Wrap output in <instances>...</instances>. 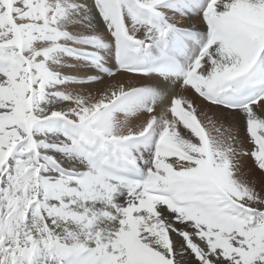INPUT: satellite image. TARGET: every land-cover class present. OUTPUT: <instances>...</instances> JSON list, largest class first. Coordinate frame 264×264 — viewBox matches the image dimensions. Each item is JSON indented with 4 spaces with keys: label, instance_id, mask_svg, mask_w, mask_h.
<instances>
[{
    "label": "snow or ice",
    "instance_id": "1",
    "mask_svg": "<svg viewBox=\"0 0 264 264\" xmlns=\"http://www.w3.org/2000/svg\"><path fill=\"white\" fill-rule=\"evenodd\" d=\"M0 264H264V0H0Z\"/></svg>",
    "mask_w": 264,
    "mask_h": 264
}]
</instances>
